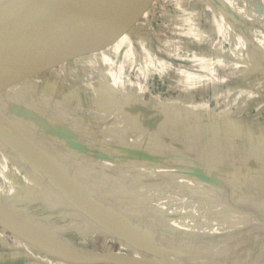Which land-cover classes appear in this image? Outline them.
<instances>
[{
    "label": "crops",
    "instance_id": "obj_1",
    "mask_svg": "<svg viewBox=\"0 0 264 264\" xmlns=\"http://www.w3.org/2000/svg\"><path fill=\"white\" fill-rule=\"evenodd\" d=\"M200 1L203 3L205 0ZM230 1L233 5L238 4L239 13L231 7L227 9L226 1L209 0V4L206 0V5L201 9L205 24L198 27L196 32L192 31V26H195L192 23L188 21L184 24L189 29L178 35L181 38H186L187 41L173 43L179 45L182 52L191 53L189 66L184 65L183 67L184 62L177 54L173 59H170V51L168 52L166 49L162 52L155 48V54L148 50L150 42L145 44L143 38L151 35V24L149 25L151 22L149 10H145L125 30L110 34L111 45L108 49L98 50L90 55L64 62L49 74L15 85L0 98V110H8L11 107L19 113L20 110L26 108L25 100L27 99L33 109H42L45 116L59 118V121L68 127L60 129L59 126L52 127L51 125L50 128L53 130L51 134L42 129L43 126H50L44 118L31 120L20 116L16 121L12 115H9L11 121H15L18 130H20L19 125L24 126L25 129L30 126L25 124V121H30L32 125L35 124V131L30 136V143L22 141L23 144L15 139L14 143L21 148H27V146L32 148L33 144L36 148L34 150L42 155L44 149L41 144L45 148V142H50L52 145L49 146V149L53 147L52 149L56 152V149H59L61 145L57 139H55L56 143H53V139L60 134L66 139H75L73 135L76 133L75 130L72 131V128L79 129L84 115L93 113L92 119L107 120L106 123L108 126L110 125V129L116 128L119 132H124L121 124L117 128V122L122 123L130 135L129 137L128 134L122 136L118 134L123 141L138 146L145 143V146L153 150L164 147L173 152L178 151L182 157L194 159L219 184L216 186L217 190L230 187V183L237 178L238 174L239 176L254 175L253 186L262 189L263 194L253 193L250 195L252 197L250 201H245V203L254 213L264 218V120L263 122L248 120L246 119L248 117L245 118V112L240 111L234 105L235 97L245 94L247 102L248 97L250 100L254 97L262 99L263 103L260 101L257 107L258 110H262L264 105V60L260 54L246 45L229 46V51L228 49L225 51L228 53L225 55L222 53L223 57H219L216 52L217 48L222 50L229 44L219 41L217 48L214 49L213 39L206 37L203 32L204 29V31L215 29L224 37L225 29H229L230 32L237 29L242 36L251 38L261 32L262 35L259 36L261 39L256 42L260 47L253 45V42L250 44L256 49L259 48L264 54L262 45L264 31H262L260 23L250 21L253 17L264 21V5L260 4V1H256L255 5H252V9H249L250 14L247 19L241 16L242 11L248 13L245 5L240 0ZM173 43L168 44L172 46ZM138 49L140 52L142 50L141 57L135 55ZM254 60L260 65V67H256L257 71L249 67H254L252 64ZM175 63L181 65L177 67ZM72 67H75L72 70L75 73L73 77H70L69 84L66 85L63 70H71ZM130 71L136 72V82L130 79ZM219 73L223 75H218ZM149 75L157 76L161 81L167 83V95L173 90L180 93L165 99L161 96L162 93L153 95L146 92L148 86L141 82L146 81ZM249 79L257 81L258 85L256 86H260L261 91L250 89ZM207 85L210 86V91L215 99L220 119L213 115L206 102L197 100L196 92L204 93ZM37 87L40 88L39 92H35ZM222 89L227 91L224 92L227 94L225 98L224 95L222 97L219 95V93H223ZM230 99H232L231 102ZM226 100L227 107L223 108ZM66 113L81 115V117L74 120L72 117L68 118ZM6 117L8 118V115L5 113L3 119H7ZM17 135L20 139L19 134ZM38 135L41 137L36 138L35 136ZM77 144L85 145V139H79ZM66 145L63 147V152L68 155L70 153L68 150L71 148ZM47 155L48 151L45 150L43 158L50 163L49 158H46ZM7 156L12 157L7 149L0 145V201H20L27 215L31 214L29 209L32 208V205L47 204L54 209L60 205L58 202H63L72 214L80 213L82 218H86L83 221L88 228L105 233L112 231V228L104 221H100V218L95 220L89 215H84L78 209L74 210L76 203L74 205L72 201H69L56 186L51 184L48 178L46 179L49 184L38 177L39 174L32 173L20 166L18 160L20 157H16L17 161L12 165L13 161L5 160ZM52 161L54 166L60 169L61 163L55 159V156ZM98 161L99 165H94L101 172L112 174L122 172L124 169L118 162H109L100 157H98ZM6 164L9 166H4ZM4 167H9L5 174L8 178L1 176ZM139 170L135 169L141 176L147 175ZM59 175L62 177L60 173ZM257 180L258 186L255 184ZM185 181L186 185H195L200 190H214L211 186L203 185L194 179H185ZM72 183L76 185L73 180ZM11 184H15L14 189ZM9 192H13L11 196L8 194ZM156 193L165 199V191L161 194L147 182H143L137 192L140 200L133 201L135 202L133 205L145 199L148 203V199ZM82 194L88 199L91 198V193L87 189H82ZM129 205L132 204L129 202L123 204V211L119 213L124 214L127 220L136 216L131 212ZM159 206H156V211H161ZM89 208L91 209V207ZM13 209L15 210L14 207ZM146 220H144V224L147 223ZM186 220L188 223L184 227L186 233L182 235V241L173 244L159 239L152 231L133 227L132 233L142 232V238L147 233L152 235L151 243L147 241V243L137 244L129 241L134 245L133 249L136 252L134 254L141 255L140 251L147 247L149 249L146 250L147 257L178 264H264V222L237 220L215 232L212 231L207 238L201 239L192 236L202 232L191 229L193 219L184 212L181 222L186 223ZM162 221L168 227H173L171 224L173 220L170 218H163ZM175 225L178 227L177 224ZM125 226L129 228L128 225ZM133 226L135 225L133 224ZM155 230L159 237L165 238L162 233H167L166 231L160 228ZM191 231L192 233H190ZM106 237L108 238V236ZM153 238L155 239L152 240ZM0 264L74 263L22 241L0 227Z\"/></svg>",
    "mask_w": 264,
    "mask_h": 264
},
{
    "label": "rangeland",
    "instance_id": "obj_2",
    "mask_svg": "<svg viewBox=\"0 0 264 264\" xmlns=\"http://www.w3.org/2000/svg\"><path fill=\"white\" fill-rule=\"evenodd\" d=\"M206 1V0H205ZM205 1L203 3L200 0H156L154 4L151 6V9L149 10V20L151 23L150 25V33L151 35H148L143 38V41L145 44H148L150 47L148 50L155 54L156 49L160 51H164L166 49L168 52L170 51V59H173L174 56L177 54V56H181L184 64L182 65L189 66V61L191 57V53L182 52L180 50L179 45L173 42L178 41H184L186 42V38L180 37L178 34L185 33L186 30L189 29V27L184 26L186 22L189 21V23H192L195 26L193 27V32L197 31L198 27H202L205 24L204 21V15L202 12V6L206 5ZM219 1V0H217ZM226 1L227 9H234L235 12L239 13V6L233 5L231 1L229 0H223ZM242 4L245 5L246 9L248 10V13H245V11H242L241 16L245 18H249V9H252L256 3V1H260V4L263 3L264 0H240ZM208 3L209 0H208ZM253 5V6H252ZM210 6V5H209ZM237 13V14H238ZM240 16V14H238ZM153 20V23H152ZM250 21L258 22L261 24L262 31H264V21L257 20L254 17L250 19ZM205 28V27H204ZM213 28H216L213 26ZM205 30V29H204ZM205 36L210 37L209 39H213L214 46L217 48V42L221 41L223 43L226 42L229 45L224 46L221 49L217 48L216 52H218L219 57H223L222 53L225 55L228 52H225L227 49L229 51V46H238V45H246L247 47H250L252 50L256 51L258 54L261 55L262 59L264 60V54L262 51L256 49L253 45L259 46L256 42H259V36L261 37L262 33H257V31L253 30L255 33L259 35H254L251 37L242 36L241 33L236 29H234L232 32L229 31V29H225V38L221 36L215 29L210 31H204ZM199 32V31H198ZM229 32V33H228ZM229 36V37H228ZM188 38V37H187ZM191 38V37H190ZM253 39V40H252ZM172 42V46L168 43ZM253 42V45L250 44ZM141 43H143L141 41ZM155 43V45H153ZM161 45V46H160ZM165 47H163V46ZM264 48V43L262 44ZM157 46V47H156ZM152 47V48H151ZM260 47V46H259ZM156 48V49H155ZM135 55L142 56V50L138 49L135 53ZM252 64L254 67L249 66L252 69H255L257 71V68L260 67L259 64L256 63V61H252ZM175 65L178 67L181 64L175 63ZM257 67V68H256ZM75 67H72L71 70L66 69L63 70L65 72L63 75V78L65 80V84H69L70 77H73V72ZM219 69V68H218ZM84 70V69H83ZM226 70V69H225ZM136 72H129V77L132 81L136 82ZM55 75V74H54ZM58 75V74H56ZM218 75H223L222 73H219ZM220 78V77H219ZM218 80V79H217ZM255 81V80H254ZM253 79H249V87L250 89H258L261 91L260 86L258 85L257 81L254 82ZM141 84H147L148 91L153 95L162 93L161 96L163 98L168 99L169 97H174L177 94H179V91H171L167 95V83L164 81H161L157 76L152 77L151 75L148 76L147 80L144 82H141ZM210 85V84H209ZM206 86V90L204 93H197V100H201L203 102H206L210 110L213 112V115L217 117V119H220V113L219 110L216 107L215 99L213 98L212 92L210 91V86ZM248 87V86H247ZM38 90L40 88L37 87ZM223 93H219V95L222 97L224 95H227L224 92H227L226 90H221ZM240 95V94H239ZM259 96V95H257ZM245 94L240 95L239 97H235L234 105L238 107V109L242 112H245V118L246 119H252L253 121L263 122L264 120V105L262 106V110H258V106L260 104V101L263 103L262 99L254 97V99L248 97V102L246 101ZM232 99L229 101L231 102ZM226 102L223 104V108L227 107ZM221 106V105H220ZM234 110V109H232ZM34 112V111H33ZM35 118H44V113L42 109L39 112H36ZM68 118L72 117L74 120H77L81 117V115H66ZM250 116V117H249ZM3 117V115L1 116ZM94 115L92 114H85L83 118V122L81 123L79 129L77 130L78 136H81L84 134L86 137V140L88 143H91L93 145H105V143H114L113 141L118 140V134H128L129 131L126 130L124 127V132H119L116 130V128L110 129L109 126L106 123V120L95 118L92 119ZM244 117V115H243ZM91 118V121H90ZM17 119V117H15ZM64 125L63 123H61ZM119 125L117 126V128ZM114 129V130H113ZM126 130V132H125ZM119 132V133H118ZM129 135V134H128ZM130 137V135H129ZM60 135H58V138H54L52 141L55 142V139L60 142L61 147L56 149V152L53 147H51L52 150H50L49 146L52 144L49 142H45V148L44 145H42L43 149L47 151H52V154L55 155V159L62 163L63 166H66L69 164V169H73L71 171L62 172L65 176L69 178H73V180L79 182L81 187L84 189L89 190V193L99 202L100 204L103 203L102 209H100L99 217L101 218V221H103L106 224H111L113 228L116 229L115 233H105V232H98L88 228L87 225L84 224V220L86 218H82L80 213L78 215L72 214L71 210H69L67 207H65V204L63 202H58L60 205L57 206V208L52 209L49 205L45 204H36L32 205V208H30V215L25 214L24 207L21 206L20 201H14L13 207L15 208L14 212L15 216L14 220L19 222L20 224L27 226L29 228L36 227L37 229H41L44 232H47L48 234L53 235V237L57 238V240L65 242L71 246H74L78 249L85 250V251H97V252H107V251H113V252H119V253H136L134 251V245L130 242L137 243V244H143L144 242L147 243V241H150L152 238V235L146 234L143 238L142 232H136L132 233V228L134 225H138V229L141 230H148L152 231L154 234H156V237L160 239V237L157 235L156 228H160L167 233H162V235L165 236L166 241L173 243H178L179 241H182V235L186 233L185 225L188 223V220L185 222H181V216L185 212L186 215H189L192 217V224L191 229H195L198 231H201L202 233H196L192 235L193 237H208V234L217 231L218 229L226 226L227 224L233 223L234 221L240 220L243 222L247 221H256V222H264V218L260 217L258 214L254 213L250 207H248L245 203V201H250L252 198L250 195L253 193H261L263 194V190L256 188L253 186L255 182V176L254 175H240L238 174L237 178L233 180L230 183V187H224L221 190L209 191L207 190H200L197 189L195 185H186V181L183 177V166L186 165L188 160L190 158L182 157L179 152V154L173 155V151L170 150H160L159 152V160H156V164L151 167H141L135 165L132 159H126L122 158L120 159V164L124 167L122 172H115L112 174L101 172L98 169L90 168L89 170L86 169V164L83 165V168H81L83 162L81 158H74V154L67 155L66 152H63V142L60 140ZM66 140V139H65ZM109 140V141H107ZM51 141V140H50ZM67 141V140H66ZM43 143V142H41ZM56 143V142H55ZM124 144V143H123ZM145 143L140 145L141 147H145ZM33 148V147H32ZM35 148V146H34ZM33 148V149H34ZM12 149L8 148L7 152L12 155V157H6L5 160L13 161L12 165L16 163V160L14 158L17 157L18 152H11ZM88 150H92L90 147ZM40 151H42V148H40ZM58 151V152H57ZM61 152V153H60ZM78 161L75 166H73V161ZM88 161L92 162L93 164H97V162L94 161V159H87ZM133 162V163H132ZM10 164L9 162H7ZM21 163H24L26 165L31 164L30 161L26 162L25 160ZM29 163V164H28ZM11 165V164H10ZM96 165H93L92 167H95ZM9 166V165H4ZM24 166V165H23ZM91 167V166H90ZM9 167H4L1 176L6 178L5 174H7L6 169ZM13 168V167H12ZM36 168V167H35ZM139 170L140 172H143L147 174L146 176H141L138 171H135V169ZM79 170V171H75ZM86 169V170H85ZM37 170V169H35ZM37 172H41L37 170ZM3 178V179H4ZM8 178V177H7ZM148 183L151 187L155 188L157 192H161V194L165 191V199L164 197H159V195L153 194L151 198H149L148 203L147 200H142L140 202H137L135 205H133V201H139L138 198V188L141 184ZM256 181V185L259 184ZM91 185V187H85L87 185ZM15 184H11L12 188L14 189ZM16 187V186H15ZM8 192V191H6ZM13 192H9L8 194L11 196ZM19 193V192H18ZM78 193V192H77ZM15 194V193H14ZM79 194V193H78ZM193 197H192V195ZM159 200V201H158ZM57 201V199H56ZM197 201V202H193ZM126 202L131 203L132 205H129V208L133 214L136 216L133 217V219L127 220L124 214H119V211H123V204H126ZM159 206L161 208V211H156V206ZM110 208L112 210H110ZM27 212V211H26ZM82 212V211H81ZM29 213V212H28ZM84 215H86L84 212H82ZM188 213V214H187ZM119 215V216H117ZM163 218H170L173 220V227H168L163 221ZM147 219V220H146ZM22 220V221H20ZM144 220L147 221L146 224H144ZM82 221V222H81ZM26 222V223H25ZM125 223V224H123ZM178 227H176V225ZM125 225L129 226L126 227ZM126 227V228H125ZM135 232V230H133ZM117 233V235H116ZM192 233V231L190 232ZM188 234V233H187ZM205 234V235H204ZM122 237H119V236ZM191 235V234H189ZM105 236H108L105 237ZM129 237L131 240H126L125 237ZM127 237V238H128ZM106 240H105V239ZM156 238V239H158ZM153 238L152 240H154ZM130 241V242H129ZM140 242V243H139ZM151 243V241H150ZM130 254V253H129ZM140 256H146L147 257V251L142 250L140 251Z\"/></svg>",
    "mask_w": 264,
    "mask_h": 264
},
{
    "label": "water",
    "instance_id": "obj_3",
    "mask_svg": "<svg viewBox=\"0 0 264 264\" xmlns=\"http://www.w3.org/2000/svg\"><path fill=\"white\" fill-rule=\"evenodd\" d=\"M156 0H0V98L15 85L51 73L56 67L62 63L90 55L98 50H106L110 44V34L119 33L125 30L129 25L137 20V17L143 14L145 10H150ZM208 1V0H207ZM210 4V3H209ZM49 84V83H48ZM35 92H39L38 89ZM26 108L17 113L13 108L8 110H0V145L4 149H12L11 152H18L20 157L19 164L24 169L30 170L32 173L39 174L42 180L49 179L51 184L56 186L58 190L72 203L76 209L84 212L95 220H98L99 212L103 203L97 202L92 196L87 198L82 194L80 183L64 175L62 172L74 170L69 169L67 164H60V169L54 166L52 161L54 154L48 151L46 158L51 162L44 160L42 152L38 154L35 145L27 146V148H17L14 143V137L20 142L30 143V136L35 131V124L25 121L30 125L25 127L11 121V117L22 116L26 119H34L37 111L33 109L32 104L26 99ZM37 110V111H36ZM4 111V112H2ZM31 114V113H34ZM5 113L7 119H3ZM65 113V112H64ZM92 114L93 113H87ZM3 115V117H1ZM66 115H71L66 113ZM46 117V118H45ZM48 125L42 129L52 134L50 127L59 126L60 129H66L68 125H62L59 118L53 116H45ZM69 117V116H68ZM9 119V120H8ZM8 120V121H7ZM107 122V120H106ZM123 127L122 123L117 122V126ZM33 128V129H32ZM32 130V131H31ZM73 138H65L60 134V140L63 146H69V154H74V158L82 159V166L86 164V169L93 168L94 164L87 159L98 161V157L109 162H120V159H132L136 167H151L159 160V152L164 147H158L156 150L141 147L123 141L119 136L114 143H105V145H93L88 143L86 137L78 136L77 128ZM19 134L20 139L17 137ZM41 137L40 135L35 136ZM77 137V138H76ZM58 138V136H57ZM85 139V145L80 146L79 139ZM67 141H66V140ZM41 140V139H40ZM109 141V140H107ZM22 142V143H23ZM23 143V144H24ZM124 143V144H123ZM89 147L92 150H88ZM52 150V149H50ZM168 151V149H166ZM47 151V150H46ZM178 151L172 153L177 155ZM10 154V153H9ZM68 154V155H69ZM30 161L31 164L26 165L23 161ZM78 162V161H77ZM73 161V166L77 164ZM132 162V163H133ZM183 166L184 179H194L202 184L211 186L215 191L219 184L213 176L200 167L194 159L188 160ZM88 163V164H87ZM55 167H53L52 165ZM24 165V166H23ZM91 166V167H90ZM36 167V168H35ZM41 172H37V170ZM85 169V170H86ZM97 169V168H96ZM75 171H79L76 170ZM62 175V177L59 175ZM76 182V185L72 183ZM49 184V183H48ZM91 187V185L85 186ZM79 194H78V193ZM14 201H0V227L11 233L22 241H25L35 247L43 249L53 255L61 257L74 264H165L159 259L149 258L146 256L138 257L132 254H124L119 252L107 251H85L71 246L65 242L57 240L47 232L41 229L29 228L14 220L13 213ZM10 204V205H9ZM12 204V205H11ZM91 207V209L89 207ZM110 210H112L110 208ZM121 211H119L120 213ZM17 218V217H16ZM22 221V220H20ZM101 221V218H100ZM103 221V219H102ZM26 223V222H25ZM125 224V223H123ZM112 228L110 233H115L116 229ZM135 225L134 228H137ZM126 228V227H125ZM129 229V228H127ZM101 232V231H100ZM107 233V232H106ZM117 235V233H116ZM51 236L52 238H50ZM119 237H122L121 235ZM128 237V236H127ZM126 240H130L129 237ZM205 237V236H204ZM204 237H199L203 239ZM54 238V239H53ZM123 238V237H122ZM207 238V237H206ZM165 240L166 238H161Z\"/></svg>",
    "mask_w": 264,
    "mask_h": 264
},
{
    "label": "bare ground",
    "instance_id": "obj_4",
    "mask_svg": "<svg viewBox=\"0 0 264 264\" xmlns=\"http://www.w3.org/2000/svg\"><path fill=\"white\" fill-rule=\"evenodd\" d=\"M152 23H153V20H152ZM18 137V136H17ZM15 139V141H17L18 139L17 138H14ZM19 141V140H18ZM17 148H20V149H22L21 147H18L17 146ZM24 148H26V147H24ZM16 161H17V159L16 158H14ZM201 183V182H200ZM202 184V183H201ZM203 185H205L204 183H203ZM89 207V206H88ZM50 238H52L51 236H49ZM106 237V236H105ZM54 239V238H53ZM105 239V238H104ZM145 250H149L147 247H145L144 248ZM127 254V253H126ZM129 254V253H128ZM130 254H132V255H134V256H138V257H142V256H140V255H136V254H134V253H130ZM150 258V257H149ZM160 261V260H159ZM163 263H165V264H178V263H173V262H166V261H164Z\"/></svg>",
    "mask_w": 264,
    "mask_h": 264
}]
</instances>
